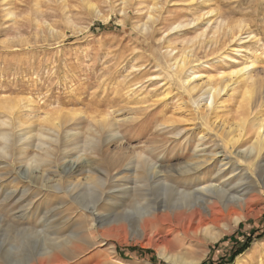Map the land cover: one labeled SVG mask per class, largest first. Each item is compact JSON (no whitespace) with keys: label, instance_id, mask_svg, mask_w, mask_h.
Wrapping results in <instances>:
<instances>
[{"label":"rangeland","instance_id":"1","mask_svg":"<svg viewBox=\"0 0 264 264\" xmlns=\"http://www.w3.org/2000/svg\"><path fill=\"white\" fill-rule=\"evenodd\" d=\"M182 53L197 57L194 71L215 79L253 59L255 64L250 71L264 91V0H0V120L12 117L11 113V120L17 122L25 113L38 115L49 111L57 117L60 111L76 112L74 119L62 114L60 144L71 132L77 134L75 142L84 144L89 138H98L102 150L109 147L110 152H116L122 142L127 160L140 153L153 162L169 164L171 152L162 153L165 146L181 150L182 135L176 137V131L196 133L212 128L203 122L183 90L182 83L190 70L179 72L177 78L172 76V62L185 55ZM244 89L240 83L224 94L218 110L210 114L212 121L228 116L225 126L237 122L244 112ZM5 99L16 102L15 109L20 113L15 109L11 112ZM257 111L262 114L264 108L258 107ZM129 115L132 118L125 121ZM106 118L114 120V124L109 126ZM36 121L33 125L40 128ZM33 150L29 147L28 157L22 159L15 144L11 151L13 159L0 164L1 220L16 221L17 227L39 229L51 223L57 228L59 239L72 232L86 237L95 223L86 217L85 211H77L69 203L67 194L57 192L53 186L68 181L98 185L96 175L82 172L67 178L58 172L62 169L59 167L44 178L38 177L35 165L43 170L51 169L53 163L31 165L29 157ZM1 161L4 160L0 157ZM90 161L89 165L101 171L108 165L100 158ZM27 167L32 171L29 177H23ZM118 171L126 178L117 183L105 176V183L98 185L101 195H89L83 200L88 207L97 206L103 223L126 217V206L131 201L129 198L122 204L112 198L118 196L120 187L116 186L134 185L130 171L124 167ZM145 173L140 170L137 177L142 178ZM212 177L209 173L196 181L183 177L179 183L194 189ZM259 182L258 192L250 193L245 185L235 187L232 178L230 195L242 198L244 194L247 205H233L232 211L223 210L209 217L212 233L221 231L218 239H212L204 230L184 235L168 234L166 228L157 236L148 234L153 240L152 245H147V238L128 228L127 232L113 231L105 238L98 237L104 244L97 256L92 257L96 251L86 250L84 255L61 264H264V186ZM156 203L163 205L158 199ZM107 226L101 230L110 228ZM4 230L0 228V256L7 257ZM12 231L15 235L16 230ZM165 238L164 246L178 255L177 261L161 255L154 245ZM78 244L87 248L84 243Z\"/></svg>","mask_w":264,"mask_h":264},{"label":"bare ground","instance_id":"2","mask_svg":"<svg viewBox=\"0 0 264 264\" xmlns=\"http://www.w3.org/2000/svg\"><path fill=\"white\" fill-rule=\"evenodd\" d=\"M89 4L88 7H92ZM196 58L188 54L182 55L180 58H174L172 62L173 72L170 71L171 69L169 71L172 72V76H176L175 78H177L179 72L182 73V71L186 72L190 70L189 75L186 76L187 78L183 79L184 81L182 80L183 90L187 93L189 100L192 101L191 103L196 107V110L201 114L203 122L205 124L208 123L212 128H202L196 133L181 129L176 131L174 133L176 137L182 135V141L180 142L181 150L177 152L174 148L165 146L162 153L171 152L169 164L162 165L153 162L149 156L140 153L136 154L133 159L127 160L124 155L126 147L122 145V142L117 146L116 152H110L109 147L106 150L104 149V151L102 150L103 145H99L98 138H89L84 144H80L79 142H75L77 134L71 132L66 133V135L63 133L65 141L64 144H60L62 141L60 129L63 125V121L61 120L62 114L67 118L71 117L74 119L75 114H77L76 112L60 111L57 117H53V113L49 111L38 115L25 113L21 118H18L17 122L11 120V118H14V114L11 113L12 117L8 116L0 120V157L4 160L0 164L9 163V159L12 157V147L16 144L19 147V152H16L22 155V159L28 157L26 154L28 152L27 149L31 147L32 150V147H34L32 156L29 157L31 165L34 163H53V165H50L51 169L45 168L43 170L40 168V165H35L33 169L39 173L38 177L42 176L44 178L53 168L58 171L57 169L61 167L62 169L58 171L61 173V176H67L68 178L71 175L87 172L95 174L98 185H103L106 177L116 179L117 183L125 179V174H122V171H118L119 167H124L127 171H130L133 177H130V179L134 180V182L129 180L134 184L132 186H116L120 188L118 189L117 197H112L111 195L115 199L114 201L122 204L129 200V198H131V201L127 206L125 205L126 203L124 204L128 208V211L124 214L126 217L115 219L109 223L101 222L103 214L98 211L96 205L92 207L84 205L83 200L85 197L89 195H101V190L97 183L93 184L92 181V183H80L76 181H68L62 184L54 183L53 187L57 192L67 194L69 203L76 206L77 211H85L86 217L93 224L95 223L91 225L90 230H93L86 237L82 236L79 232H72L67 238L59 239L57 228L51 223H46L41 229L33 226L17 227L16 221L4 223L1 220L2 215H0V228H5L4 232L6 231L4 234V242L6 241L5 244L7 246L5 251L9 256H0L2 258L0 262H3V264H61L66 262V260H73L82 254L84 255L86 250H89L87 252L96 251L92 254V257H95L99 254L98 250L104 244L103 240L98 237L105 238L108 233H112L113 231L122 230L123 232H127L128 228L129 230L131 228L137 236L147 238V245H152L153 240V237H148V234L157 236L166 228H168V234L177 232L178 234L190 235L196 234L199 230H204L211 234L212 239L219 238L221 231L212 233L208 227L207 220H209V217L213 218L216 212L220 213L223 210L227 212L232 211L233 205H238V207L247 205L248 199H243L244 194L242 198L230 195L232 178L235 180V187L245 185V190L248 188L250 193L253 190L257 191V185L260 184L259 180L264 186V113H256L259 112L257 111L258 107L264 108V91L257 86L255 82L256 75L250 71L255 64V60L253 59L243 65H237L229 73H222L218 79H215L204 72L192 69L195 65L194 63L197 61ZM240 83L244 85L245 89L241 101L244 112H241L239 120L237 119V122L235 121L232 125L230 124V127L225 126V122H227L225 120H227L228 116L222 120L219 119L220 116H215L219 121H217L218 119L212 121L210 114L214 109L218 110L216 108L222 102L220 101L222 96L224 94L227 95ZM169 96L167 95V97ZM5 102L10 111L13 112L17 105L16 102L12 100H6ZM18 112L20 113V111ZM216 112L218 113V111ZM189 113L192 116V113ZM213 113L215 112L213 111ZM131 118V115H129L128 118L123 119L126 121ZM123 119L122 121H124ZM35 120H37V124H41L40 128L33 125ZM104 121L105 123L108 122L109 126L114 124V120L110 118H106ZM13 125L18 126V129H13ZM93 158L106 160V163H108L106 169L101 171L89 165L90 160H93ZM175 160H178V162ZM140 170L146 172V176L142 175V178L137 177ZM31 171L32 168L27 167L23 170L22 176L29 177L27 175ZM208 173L209 175H213V177L207 181H203L201 184H197V188L182 187L179 183L180 178L191 177L195 178L192 179L193 181H196L199 176ZM39 185H43V183ZM114 187L111 188L113 189ZM152 195L154 199L149 198ZM157 199L160 202L162 201L163 205H158L156 203ZM118 214L120 215V213ZM131 217L134 222H131ZM234 217L236 218V216ZM212 220L214 221V219ZM131 224L135 227L131 226ZM107 225H110V228L101 230L102 227H106ZM12 229L16 230L15 235L12 234L14 233ZM165 242L166 238L154 245L160 250L161 255L170 260L177 261L178 255L170 253L166 245L164 246ZM78 243L86 244L87 248L83 249Z\"/></svg>","mask_w":264,"mask_h":264}]
</instances>
